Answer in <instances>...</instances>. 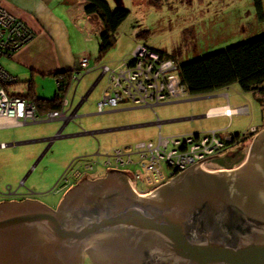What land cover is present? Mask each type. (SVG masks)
Listing matches in <instances>:
<instances>
[{"label": "water", "instance_id": "obj_1", "mask_svg": "<svg viewBox=\"0 0 264 264\" xmlns=\"http://www.w3.org/2000/svg\"><path fill=\"white\" fill-rule=\"evenodd\" d=\"M103 77L53 136L6 148L48 142L33 170L56 140L162 124L63 134ZM200 117L208 115L169 122ZM249 150L240 168L210 173L201 161L148 196L109 172L72 188L57 210L33 200L1 203L0 264H83L85 251L94 264H264V130Z\"/></svg>", "mask_w": 264, "mask_h": 264}, {"label": "rangeland", "instance_id": "obj_2", "mask_svg": "<svg viewBox=\"0 0 264 264\" xmlns=\"http://www.w3.org/2000/svg\"><path fill=\"white\" fill-rule=\"evenodd\" d=\"M106 1L110 3L113 9L125 8L131 13L117 31L118 41L116 45L102 60L95 58L99 54L97 47L92 48L89 46L94 56V58H90L93 68L95 65L100 64L97 61L114 67L117 62L126 58L125 56L135 49L138 43L165 52L176 61L178 66H181L184 63L264 36V0ZM258 2L262 4V14L259 13ZM82 46L79 45V48L84 51L86 49L85 45ZM96 53L98 54L96 55ZM2 58L4 59V56L0 58V62ZM100 73V70L93 69L90 73L81 76L79 82L73 80L72 86L65 92L59 91L57 82L48 77L39 76L38 85L41 89H48L47 93L52 95L51 99L57 96L61 100L67 98L70 102H73L72 108L68 107L66 109L70 115L93 86ZM105 88L106 80L103 78L78 110L75 119L65 128L63 134L109 129L180 117L202 116L211 107L227 104L228 102L233 108L248 106L249 113L235 114L232 118L223 115L200 117L184 121L165 122L161 125L56 140L40 158L33 170L32 166L35 165L47 148L48 142L20 145L19 153L10 156V151L7 150H10L11 147H8L5 151L0 152V188H4V190H1L3 194H6L8 187L11 186L15 190L29 189V191L40 194L34 196L35 198L52 208H56L63 202L69 190L77 184L75 181L68 183L63 179L66 178L65 176L73 166L79 165L82 157L96 160L101 165L105 161L104 156L96 155L98 150L102 154L111 153L118 149H125L128 146L134 147L141 142H157L160 135L171 137L201 134L215 130L223 131L225 136L229 134L236 136L235 142H238L241 134L254 127L258 129V133L264 130V104H261L254 93L243 91L238 83L213 93L191 95L188 92L183 101L161 104L154 108H136L131 104H122L117 108H107L105 113L98 114V102L102 99ZM57 124H60V128L63 122L56 120L41 124H27L11 128V131L13 133H26L39 126L47 127ZM252 141L253 139L243 143L239 142L233 147L234 150H238V153L235 152L236 154H231L227 158L233 160L236 164L234 169L245 164ZM41 144H44L42 152L34 161H31L28 154ZM6 151L7 154H4ZM126 152L130 153L131 150ZM135 157L137 158V156ZM27 164L28 166L32 164V166L26 170ZM101 165L98 163L95 165L93 172L89 174L91 178L97 179L108 175L107 170ZM222 165L223 163L220 161L213 162L211 166L218 168ZM26 176V180L21 184ZM18 177H20L19 180H17ZM137 188L148 190L152 186L145 183V186L137 185ZM2 198L4 197L2 196ZM3 200L0 199V201ZM85 264L93 263L87 258Z\"/></svg>", "mask_w": 264, "mask_h": 264}, {"label": "built area", "instance_id": "obj_3", "mask_svg": "<svg viewBox=\"0 0 264 264\" xmlns=\"http://www.w3.org/2000/svg\"><path fill=\"white\" fill-rule=\"evenodd\" d=\"M2 1L0 0V58L12 55L35 37L33 30L25 22L3 7ZM92 66L91 60L84 56L80 60L79 69L73 71L69 88L73 80L79 82L84 74L90 73L93 69L100 70L106 80V88L98 102V114L105 113L107 108H117L122 104H131L136 108H154L173 101H183L188 93L187 87L181 81L176 61L166 58L160 50L143 43H138L131 56L114 67L105 64L95 65L94 68ZM57 80L60 87L63 78L58 77ZM16 82L17 79L7 73L0 63V121H3L4 125L25 126L43 120L66 119L65 115L68 114L66 109L73 106L69 99L64 98L60 101L62 105L60 110L40 113L33 101L21 96H12L7 92L6 86ZM220 109L224 111L210 112L207 115L224 114L232 118L235 114L249 113L248 106L233 108L227 105ZM250 133L257 134L258 129L254 127L244 132L240 135V140ZM235 138L236 136L232 134L225 136L223 131L215 130L171 137L160 135L157 142H141L134 147L128 146L111 153L102 154L98 150L96 155L105 157L102 165L96 160L82 157L79 165L73 166L63 181L79 183L89 179V174L98 163L108 173H124L130 178V185L138 195L148 196L201 161H205L203 168L207 172L223 170L220 167L213 168L211 165L235 153L233 147L240 142V140L235 142ZM6 146L0 144V148L4 149ZM127 150L131 152L127 153ZM145 183L152 188L148 190L137 188V185L145 186ZM8 191H11V187H8Z\"/></svg>", "mask_w": 264, "mask_h": 264}, {"label": "crops", "instance_id": "obj_4", "mask_svg": "<svg viewBox=\"0 0 264 264\" xmlns=\"http://www.w3.org/2000/svg\"><path fill=\"white\" fill-rule=\"evenodd\" d=\"M2 5L11 14L23 20L36 34L30 43L15 51L12 55L4 56V59H1L0 63L6 72L17 79L15 84L6 86L7 92L12 96L25 97L30 91L29 82L32 81L34 87L33 95L36 98L49 99L52 95H48V89H41L38 85L39 76L55 80L58 86V80L55 77L56 74L65 71L73 72L75 69H79L80 60L84 56L89 59L94 58L93 52L89 49V46L92 48L96 46L98 50L100 49V37L105 31V27L98 15L86 13L85 8L87 3L85 0H3ZM82 44L83 46L85 45L86 48L84 51H81L79 48V45L82 46ZM133 50L130 51L124 59H128ZM98 53H96V55ZM98 56L95 58H98ZM119 62L114 66L119 64ZM99 63V65L105 64ZM176 102L180 101L169 102V104ZM227 105L232 107L230 102L214 106L211 107L205 115L215 109L226 107ZM221 115L225 116L224 114H215L211 116ZM169 120L171 119L161 122L163 124L169 122ZM57 121H61V119ZM45 122L48 121L43 120L38 123L41 124ZM59 126L60 124L47 127L39 126L26 133H13L11 128L20 126L12 124L4 125V122L0 121V144H8L10 146L11 144H16L18 141L53 136ZM19 148L20 146H13L10 150H7L8 152L10 151L9 156L19 153L21 149ZM43 148L44 144L34 148V151L28 154L30 157L29 159L34 161L40 155ZM5 149L6 148H0V152L5 151ZM7 151L4 152V154H7ZM220 161L223 160L220 159L218 162ZM26 166L27 170L32 164H29V166L27 164ZM19 178L20 177H18L17 180H19ZM89 179L92 180L93 178L89 177ZM1 190H4V188H0V199L16 198L18 195L16 193L23 191L29 193L30 196L40 195L34 191H29V189L23 191L19 189L15 190L12 186L11 191L7 190V192H5L6 194H3ZM2 196L4 198H2ZM87 258H89L90 261L92 260L90 254L85 251L83 264L86 263ZM92 263L94 264V262Z\"/></svg>", "mask_w": 264, "mask_h": 264}, {"label": "trees", "instance_id": "obj_5", "mask_svg": "<svg viewBox=\"0 0 264 264\" xmlns=\"http://www.w3.org/2000/svg\"><path fill=\"white\" fill-rule=\"evenodd\" d=\"M87 14L98 15L105 31L100 37V49L97 60L104 56L116 45L117 31L120 25L129 17L130 11L125 8L113 9L106 0H85ZM119 1V0H118ZM259 13L263 10L262 4L257 3ZM262 14V13H261ZM166 58H172L160 51ZM100 62V61H99ZM73 72L65 71L55 75L63 81L59 91L69 89ZM182 83L191 95L213 93L222 88L238 83L245 92H252L261 104H264V36L235 45L228 49L207 55L197 60L179 66ZM30 83V93L23 98L33 101L40 113L60 110L61 99L36 98L33 94V82ZM264 106V105H263ZM256 134L245 136L241 143L252 140ZM224 164L225 162L222 161Z\"/></svg>", "mask_w": 264, "mask_h": 264}, {"label": "flooded vegetation", "instance_id": "obj_6", "mask_svg": "<svg viewBox=\"0 0 264 264\" xmlns=\"http://www.w3.org/2000/svg\"><path fill=\"white\" fill-rule=\"evenodd\" d=\"M236 153L237 150L235 151ZM236 153H233V154H236ZM238 155V154H237ZM225 163L220 167L222 168L223 170H231V169H234L235 167V163L233 160H228V158H224L222 159ZM223 170H220V171H223ZM101 179V178H100ZM96 180H99V179H84L82 180L81 182L77 183L74 187L78 186V185H81L82 183H86L87 181H96ZM115 180H120L121 182H123V186L126 185V184H129L130 185V182H129V178L128 176H126L124 173H119V175H117V177H115ZM72 187V188H74ZM72 188L70 190H72ZM69 190V191H70ZM18 194L16 196V198L14 197L13 199H8V198H5L3 201H0V204H11V203H17V204H20L22 202H26L28 200H33V201H38V202H41L40 200H38L37 198H35L34 196H30L29 193L23 191V192H20V193H16ZM66 197V196H65ZM43 203V202H41ZM45 204V203H43ZM47 205V204H46ZM48 206V205H47ZM50 207V206H49ZM59 207V206H58ZM58 207L56 208H52L54 210H57ZM88 251L91 252L92 250L88 248ZM92 253V252H91ZM108 262H110V259H106L104 262L101 261L102 264H107Z\"/></svg>", "mask_w": 264, "mask_h": 264}, {"label": "bare ground", "instance_id": "obj_7", "mask_svg": "<svg viewBox=\"0 0 264 264\" xmlns=\"http://www.w3.org/2000/svg\"><path fill=\"white\" fill-rule=\"evenodd\" d=\"M224 109H216V110H213L212 113H220V112H223Z\"/></svg>", "mask_w": 264, "mask_h": 264}, {"label": "clouds", "instance_id": "obj_8", "mask_svg": "<svg viewBox=\"0 0 264 264\" xmlns=\"http://www.w3.org/2000/svg\"><path fill=\"white\" fill-rule=\"evenodd\" d=\"M257 134H258V133H257ZM257 134H256V135H257ZM256 135H255V136H256ZM255 136H254V137H255ZM253 139H254V138H253Z\"/></svg>", "mask_w": 264, "mask_h": 264}]
</instances>
